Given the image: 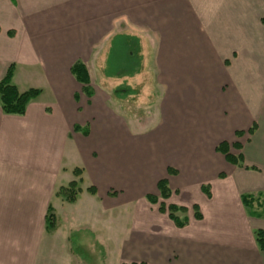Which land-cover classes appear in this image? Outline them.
Listing matches in <instances>:
<instances>
[{
	"label": "crops",
	"instance_id": "0c3cea01",
	"mask_svg": "<svg viewBox=\"0 0 264 264\" xmlns=\"http://www.w3.org/2000/svg\"><path fill=\"white\" fill-rule=\"evenodd\" d=\"M117 34L137 37L140 51L144 39L153 45L127 77L152 61L160 96L141 130L116 128L97 91L88 98L70 72L81 60L90 76L87 61L101 43L107 56ZM10 65L15 86L23 68L52 100L38 88L24 114L0 108V264H106L97 205L112 211L118 200L135 214L118 264H264L253 234L264 208L251 216L241 201L264 193V0H0L3 76ZM222 141L240 143L231 151L243 166L216 151ZM160 179L189 199L185 226L151 210L146 195ZM71 181L79 191L69 202L57 193Z\"/></svg>",
	"mask_w": 264,
	"mask_h": 264
},
{
	"label": "rangeland",
	"instance_id": "374dc122",
	"mask_svg": "<svg viewBox=\"0 0 264 264\" xmlns=\"http://www.w3.org/2000/svg\"><path fill=\"white\" fill-rule=\"evenodd\" d=\"M146 41V39H144ZM143 40V51L142 54H150L153 49V45L145 43ZM154 40V39H151ZM156 40V39H155ZM148 41V40H147ZM153 44V42L151 43ZM107 43H101L99 47H97V55L95 57V63L91 61H87V66L90 72L91 84L94 90L97 91L98 95L101 98H97L98 106H106L108 112L114 114L116 118V123H114L115 127L119 130L127 131L129 126H132V122L134 121V129H144L147 125L146 117L152 116L156 105L158 102V97L160 96L159 88L156 84V72H154L152 61L148 59L145 60V70L142 71V74L134 78H113L107 79L105 78V74L102 71V67L104 64V59L106 57ZM140 46V45H139ZM140 48V47H139ZM141 50V49H139ZM93 56V55H92ZM91 56V58H92ZM92 60V59H91ZM5 73L4 69L0 72V77ZM29 75H25V71L23 68H17L15 71V82L16 86L19 90L24 91L29 88L36 87L37 89L44 88V84L39 83H31ZM33 78V77H32ZM37 78V77H34ZM15 84V83H14ZM127 86H129L132 90H127ZM121 87L119 92L123 93V96L118 97L113 93L116 88ZM42 89V96L39 100L43 102H50L52 100V95L47 89ZM127 90V91H125ZM121 94V93H120ZM122 95V94H121ZM118 98H116V97ZM87 100V98H85ZM85 100V101H86ZM82 100V102H85ZM147 120V121H146ZM100 176L97 175V180ZM90 183H88L89 186ZM75 190V189H74ZM112 191V189H111ZM59 192V191H58ZM62 193H64L62 191ZM58 197L62 199H66V197L60 192L57 193ZM66 194V193H65ZM113 194V193H112ZM184 195V196H183ZM144 196H140V200L137 201L142 203ZM186 194H177V196H170L168 199H158L159 202H164L165 205L170 203H176L177 205L185 206L187 211L185 212H177L179 217L187 216L188 218L193 213L191 209L192 205L188 203L189 200ZM104 201V199H103ZM102 202V200H101ZM112 202V201H111ZM114 202V200H113ZM118 208L112 209V211H106L101 206L100 208L97 205V235L98 238L104 240V248L107 252L106 254V264H118L119 262V251H121V244L124 239L127 238L128 228L133 223V219L135 214L132 213V208H126L121 201L118 200ZM150 204L152 211H159V204ZM102 204V203H101ZM85 207L83 213L85 217L86 224H93L94 220L92 218L93 208L90 205H82ZM126 206V207H125ZM83 207V208H84ZM264 208V207H263ZM260 209V208H259ZM91 211V212H90ZM260 211V210H258ZM164 215H167V212ZM133 214V215H132ZM91 215V216H90ZM92 220H91V218ZM105 252V253H106ZM104 252L102 249H97V261L100 258H105L103 256Z\"/></svg>",
	"mask_w": 264,
	"mask_h": 264
},
{
	"label": "trees",
	"instance_id": "16d2710c",
	"mask_svg": "<svg viewBox=\"0 0 264 264\" xmlns=\"http://www.w3.org/2000/svg\"><path fill=\"white\" fill-rule=\"evenodd\" d=\"M139 39L135 36H130L127 34H117L113 36L110 42V46L107 52L105 65L103 72L105 76L112 78H127L132 77L139 73L141 67V55L139 53ZM12 66L10 65L6 71V74L0 79V108L3 113L6 114H24L26 112L28 104L31 100L38 97L41 93L40 89L29 88L25 91H19L14 83L11 81L12 77ZM70 72L73 77L82 85L83 93L88 97H92L94 94V89L91 85L90 76L86 65L81 60H76L70 67ZM113 91L118 97L123 96L122 92L118 89ZM133 92V90L127 86V90ZM125 90V91H127ZM122 95H121V94ZM75 130H80L79 126H74ZM254 126L248 129L251 134L253 132ZM83 134L88 133L87 128L81 129ZM242 134L241 131H236V135ZM231 148L236 150L241 148L238 141L233 143H228L227 141H222L216 146V151L223 154L225 159L234 165L243 166L244 158L241 152L234 153ZM75 174H79V169L74 170ZM75 189V190H74ZM88 190L95 193L94 187H89ZM158 194H147L146 199L151 204L158 203V199H168L171 190L168 187L166 179H160L157 182ZM62 191L64 193H62ZM79 188H77V182L71 181L66 187H61L59 192L63 194L69 202L74 201L75 196ZM203 191L209 193L207 187H203ZM58 192V193H59ZM66 193V194H65ZM241 201L243 205L247 208L248 213L251 216L260 217L263 215L262 208L264 206V193L253 194H242ZM159 211L167 212L168 217L173 221L177 227H183L188 222V217H179L177 212H185L187 208L185 206L170 203L165 205L164 202H159ZM260 208V209H259ZM194 216L196 218L201 217V213L196 205L193 206ZM260 210V211H258ZM55 227V217L52 213V208L49 207L46 214V228L53 229ZM255 242L260 250H264V229L257 228L253 231ZM133 264V263H132Z\"/></svg>",
	"mask_w": 264,
	"mask_h": 264
}]
</instances>
